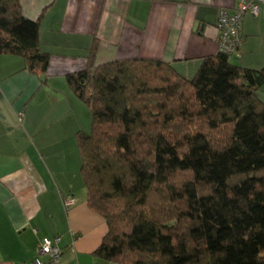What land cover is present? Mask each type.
I'll use <instances>...</instances> for the list:
<instances>
[{
  "label": "trees",
  "instance_id": "trees-1",
  "mask_svg": "<svg viewBox=\"0 0 264 264\" xmlns=\"http://www.w3.org/2000/svg\"><path fill=\"white\" fill-rule=\"evenodd\" d=\"M39 20L0 0V55L46 82ZM68 88L91 113L75 133L86 204L106 233L93 255L116 264H264V68L203 57L191 77L152 59L94 64ZM237 52V51H236Z\"/></svg>",
  "mask_w": 264,
  "mask_h": 264
},
{
  "label": "crops",
  "instance_id": "crops-1",
  "mask_svg": "<svg viewBox=\"0 0 264 264\" xmlns=\"http://www.w3.org/2000/svg\"><path fill=\"white\" fill-rule=\"evenodd\" d=\"M39 20V47L49 54L46 82L0 55V264H27L45 239L59 264H116L93 255L106 224L86 204L75 133L88 131V106L65 75L81 70L96 39L94 64L152 59L191 77L219 51V8L239 0H19ZM234 62L264 68V5L244 12ZM264 102V84L257 91ZM72 199L65 207L64 202Z\"/></svg>",
  "mask_w": 264,
  "mask_h": 264
},
{
  "label": "built area",
  "instance_id": "built-area-1",
  "mask_svg": "<svg viewBox=\"0 0 264 264\" xmlns=\"http://www.w3.org/2000/svg\"><path fill=\"white\" fill-rule=\"evenodd\" d=\"M264 0H239L234 12L219 8L216 18V29L218 31L219 51L226 54H235L242 40L241 19L244 12L257 14ZM72 204V199L64 202L67 207ZM61 250L54 240L45 238L37 247V256L27 264H59Z\"/></svg>",
  "mask_w": 264,
  "mask_h": 264
},
{
  "label": "rangeland",
  "instance_id": "rangeland-1",
  "mask_svg": "<svg viewBox=\"0 0 264 264\" xmlns=\"http://www.w3.org/2000/svg\"><path fill=\"white\" fill-rule=\"evenodd\" d=\"M232 61H234V59H233V57L231 56V58H230ZM88 112H89V115H90V120H91V113H90V109H89V107H88Z\"/></svg>",
  "mask_w": 264,
  "mask_h": 264
}]
</instances>
